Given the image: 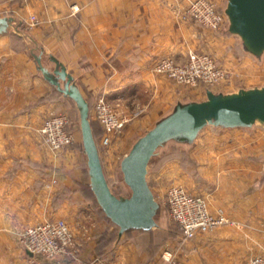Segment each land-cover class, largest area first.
<instances>
[{
    "label": "crops",
    "instance_id": "1",
    "mask_svg": "<svg viewBox=\"0 0 264 264\" xmlns=\"http://www.w3.org/2000/svg\"><path fill=\"white\" fill-rule=\"evenodd\" d=\"M191 1L0 0V19L8 20L0 33V264H33L20 235L56 219L72 228L74 252L42 264H168L160 249L151 254L142 244L146 233L120 236L91 190L84 191L90 175L83 153L68 148L62 151L66 158L56 161L42 143L44 119L77 105L44 76L41 66L62 87L65 80L56 71L65 70L91 107L104 96L126 116L144 108L122 138L100 153L109 183L107 172H122L121 161L133 144L178 104L208 99L203 85L186 87L156 74L159 59L184 62L190 51L200 50L236 73L251 54L228 23L214 31L182 19ZM73 5L80 7L78 13ZM33 15L39 22L29 27ZM92 115L90 110L100 142L103 129ZM258 124L207 125L193 142L168 141L151 159L147 179L152 173L156 180L153 193L166 196L168 180L178 179L192 193L207 196L212 213L221 209L232 221L180 246L172 244L179 255L176 264H248L264 256V125ZM112 236L115 240L103 247Z\"/></svg>",
    "mask_w": 264,
    "mask_h": 264
},
{
    "label": "water",
    "instance_id": "2",
    "mask_svg": "<svg viewBox=\"0 0 264 264\" xmlns=\"http://www.w3.org/2000/svg\"><path fill=\"white\" fill-rule=\"evenodd\" d=\"M226 14L230 32L241 37L249 53L260 56L264 52V0H228ZM7 26L8 20L0 19V33L5 32ZM41 70L59 91L75 101L79 109L90 187L107 218L119 227L120 236L129 230L150 231L158 226L156 216L160 203L147 175L150 161L160 147L171 140L191 143L207 125L250 127L257 121L264 125V87L230 94L209 90L206 101L178 104L171 114L141 136L121 161L123 178L131 195L118 197L112 192L104 174L90 121L89 102L65 70L56 71L65 80L63 87L44 67L41 66ZM28 254L32 256V253Z\"/></svg>",
    "mask_w": 264,
    "mask_h": 264
},
{
    "label": "built area",
    "instance_id": "3",
    "mask_svg": "<svg viewBox=\"0 0 264 264\" xmlns=\"http://www.w3.org/2000/svg\"><path fill=\"white\" fill-rule=\"evenodd\" d=\"M11 1L22 3L27 0ZM73 10L75 12L78 8L74 6ZM181 17L213 30L218 29L223 22V17L217 12L211 0H192ZM38 22V18L33 15L29 26L34 27ZM154 72L188 87L202 84L216 87L228 77V72L213 56L197 51H190L184 62L172 57H163L155 64ZM94 111L96 119L103 128L102 145H109L113 136L120 134L131 120L130 117L116 110L114 105L103 96L97 99ZM70 127L71 121L68 115L53 113L43 122L40 133L49 148L56 151L74 142V133ZM165 201L169 217L177 225L184 242L232 224L223 210L220 209L215 214L210 211L207 196L196 195L183 185L172 184L167 191ZM20 242L33 257L54 259L69 256L74 252L75 234L66 221L48 220L26 228ZM162 259L168 264H176L178 260L175 251L171 249L163 251ZM248 264H264V256H255Z\"/></svg>",
    "mask_w": 264,
    "mask_h": 264
},
{
    "label": "rangeland",
    "instance_id": "4",
    "mask_svg": "<svg viewBox=\"0 0 264 264\" xmlns=\"http://www.w3.org/2000/svg\"><path fill=\"white\" fill-rule=\"evenodd\" d=\"M9 1H11V0H9ZM27 1H29V0H27ZM27 1H25V2H27ZM211 1L214 3V5H215V7L217 9V12L223 17V22H222L221 26L218 29L214 30V31H219V30H222V28L224 27L223 26L224 23L225 24L226 23L229 24V19H228V16L226 14V11H225L226 8H227L228 0H221L220 2L218 0H211ZM11 2H14V1H11ZM25 2H22V3H25ZM14 3H20V2H14ZM74 6L75 5L72 6V12L73 13H78L79 10H80V7L76 6L78 8V10L74 12V10H73ZM30 18H31V16H30ZM30 18H29V20L27 22L28 25L30 23ZM211 30H213V29H211ZM194 51L208 53V52L200 51V50H194ZM247 56L248 57H247L246 62L241 63L242 67L236 73L229 72L227 69L224 68L228 72V77L221 84L217 85L216 87L215 86H213V87L212 86H206V85H203V84L202 85L205 86L208 90L211 89L215 93H225V94L237 93V92H239L242 89L263 88L264 87V52L260 56H255L253 54H247ZM186 87H188V86H186ZM99 97H101V96H99ZM96 101L94 102V105L92 107L90 106V108H91L90 110H92V112H93L92 118L94 117L95 121L99 123V121L96 119L95 113H94L95 112L94 111V106H95ZM112 105H114V108L116 110L119 109V107L116 104H112ZM143 112H144V108L143 107H137L136 112L134 114L128 116L131 119L130 122L133 119L140 117L143 114ZM54 113H65L66 115H68V117L70 118V121H71L70 129L73 131L74 137H75L74 142L71 145L65 146V147H63L60 150L52 151V149L49 148V146L44 142V139H43L41 133L39 132L40 133L39 136H40V139H41L42 143L53 152L54 158H55L56 161H59L62 158H64V159L66 158L64 156V154L62 155V151H65L68 148L71 149V150H77L78 152L83 153V158H85V160H86L87 156H86V154H84V147H83V140H82V133H81V124H80V113H79L78 107H76V106H74L72 104L71 107H68V108L65 107L63 112H54ZM51 114H53V113H51ZM51 114H49V116ZM46 118L44 119V121L46 120ZM94 119H91L93 121V123H94ZM257 123H259L258 125H263L260 121H257ZM127 124L125 125V127L127 126ZM99 125L101 126L100 123H99ZM125 127L123 128V130H122V132L120 134H118L116 136H113V138L111 139V142H110L109 145H102L101 141L99 142L95 138L96 142H97V145H98L99 153H101V151L103 152L105 148H108L109 146H111L114 141H118L120 138H122ZM102 136H103V134H102ZM101 139H102V137H101ZM185 153H181L182 155L180 153H177V156L183 157V156H185ZM172 156H173L172 158H174L176 155L173 154ZM72 158H73V160H75V162L76 161L77 162L80 161V156H78V157L72 156ZM107 176H108L109 183H110V184L109 183L108 184H109L112 192L115 195H117L118 197H123V198H128L131 195V190L128 187V185L125 183L122 172H117V174L116 173H112V172H107ZM152 176H153L152 173L149 174L148 181H150V186L155 187L157 185V183H156L155 178H153ZM56 182L57 181L54 182L55 185L57 184ZM172 184H181V185H183L182 182H180L178 179L173 178V180H171V181H170V179L168 180V182L166 184V189L167 188L169 189V187ZM87 188H88V184H86V187H85L84 191L88 190ZM152 191H153V189H152ZM154 195L156 197V200L160 203V209H159L158 214L156 216V221L158 223V226L155 227L152 231H154L153 233H158V232H162V233L164 232L165 233L164 235H162L158 239V242L161 243L160 257H162V253H163V251L165 249L174 250L172 248V244L177 242V243H179V246H180V245L185 244V243H187L189 241H186V242L183 241V239L181 238V236L179 234V230H178L177 225L170 219L169 214H168L167 204H166V201H165L166 200V196L165 195L163 196L162 194H161L162 195L161 196L157 192L154 193ZM21 236H22V234L20 235V237L18 239L19 242H20ZM107 239H109V237ZM20 244H21V242H20ZM117 244H120V242L118 241ZM21 246H22V244H21ZM181 251L184 252L183 250H181ZM112 252L113 251H111L108 254V256L110 254H112ZM156 253H154V254L156 255ZM175 253H176V257L178 259L179 255L177 254L176 251H175ZM33 258H34L33 264H42L47 259V258H44V257H33Z\"/></svg>",
    "mask_w": 264,
    "mask_h": 264
},
{
    "label": "trees",
    "instance_id": "5",
    "mask_svg": "<svg viewBox=\"0 0 264 264\" xmlns=\"http://www.w3.org/2000/svg\"><path fill=\"white\" fill-rule=\"evenodd\" d=\"M181 154V153H180ZM182 155V154H181ZM185 157V156H183ZM89 191L91 190L90 185H88ZM92 192V190H91ZM93 193V192H92ZM96 201V199H95ZM97 203V201H96ZM98 205V203H97ZM102 210V209H101ZM103 212V211H102ZM104 213V212H103ZM109 219V218H108ZM110 220V219H109ZM132 231H140L141 233H146L145 237L142 239V243L145 247H148V250L150 251L151 254H154L156 252L159 251L160 247H161V243L158 242L159 237H161L162 235H164L165 233L163 232H158V233H153L154 231L150 230V231H141V230H129L126 231L125 233H130ZM115 240L114 236L109 237V239L104 242V246L105 247L107 245V243H111Z\"/></svg>",
    "mask_w": 264,
    "mask_h": 264
}]
</instances>
